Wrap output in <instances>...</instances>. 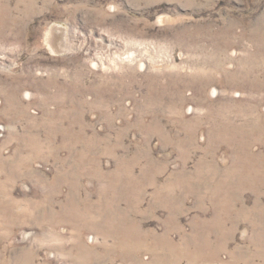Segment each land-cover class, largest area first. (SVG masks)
<instances>
[{
  "label": "rangeland",
  "instance_id": "rangeland-1",
  "mask_svg": "<svg viewBox=\"0 0 264 264\" xmlns=\"http://www.w3.org/2000/svg\"><path fill=\"white\" fill-rule=\"evenodd\" d=\"M0 264H264V0H0Z\"/></svg>",
  "mask_w": 264,
  "mask_h": 264
}]
</instances>
